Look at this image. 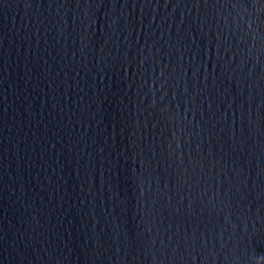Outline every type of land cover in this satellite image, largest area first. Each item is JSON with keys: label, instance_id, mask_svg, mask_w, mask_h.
Returning <instances> with one entry per match:
<instances>
[{"label": "water", "instance_id": "1", "mask_svg": "<svg viewBox=\"0 0 264 264\" xmlns=\"http://www.w3.org/2000/svg\"><path fill=\"white\" fill-rule=\"evenodd\" d=\"M0 264H264V0H0Z\"/></svg>", "mask_w": 264, "mask_h": 264}]
</instances>
